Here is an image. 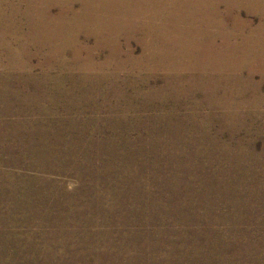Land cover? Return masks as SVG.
Segmentation results:
<instances>
[{"label":"rangeland","instance_id":"1","mask_svg":"<svg viewBox=\"0 0 264 264\" xmlns=\"http://www.w3.org/2000/svg\"><path fill=\"white\" fill-rule=\"evenodd\" d=\"M245 2L0 0V264H264Z\"/></svg>","mask_w":264,"mask_h":264},{"label":"bare ground","instance_id":"2","mask_svg":"<svg viewBox=\"0 0 264 264\" xmlns=\"http://www.w3.org/2000/svg\"><path fill=\"white\" fill-rule=\"evenodd\" d=\"M242 1H246L245 2V8H247V9H249V10H264V0H237V2H242ZM261 13V12H260ZM12 15V14H11ZM10 19V18H9ZM51 21V20H50ZM37 23V22H36ZM41 24V23H40ZM56 25H57V23H55ZM46 25V24H45ZM6 26V25H5ZM48 27V26H47ZM50 27V26H49ZM58 28H60V29H65V26H59L58 25ZM7 30V29H6ZM51 30V29H50ZM54 30V29H53ZM59 32V31H58ZM63 32V31H62ZM50 33V32H49ZM55 34V33H54ZM62 34V33H61ZM50 35V34H49ZM60 35V34H59ZM47 37V36H46ZM2 43V42H1ZM15 53V52H14ZM18 55V54H17ZM150 56H152V55H150ZM155 59V58H154ZM37 79V78H36ZM33 81V80H32ZM54 82V81H53ZM41 83V82H40ZM16 86V85H15ZM4 87V86H3ZM14 87V86H13ZM9 88V87H8ZM17 88V87H16ZM25 89V88H24ZM8 92V91H7ZM1 94V93H0ZM4 94V93H3ZM41 95V94H40ZM13 97V96H12ZM7 98V97H6ZM6 100V99H5ZM15 100V99H14ZM20 105V104H19ZM15 106V105H14ZM27 107V106H26ZM232 127V126H231ZM241 145V144H240ZM240 147V146H239ZM243 149V148H242ZM225 150V149H224ZM231 150V149H230ZM229 151V150H228ZM233 151V150H232ZM240 151V150H239ZM243 151V150H242ZM220 152V151H219ZM227 153V152H226ZM235 153V152H234ZM159 155V154H158ZM239 155V154H238ZM243 155V154H242ZM161 156V155H160ZM160 156H157V157H160ZM224 156V155H223ZM227 156V155H226ZM235 156V155H234ZM258 156V155H257ZM262 156V155H261ZM241 157V156H240ZM239 157V158H240ZM264 157V156H263ZM263 157H262V159H263ZM227 158V157H226ZM229 158V157H228ZM247 158V157H246ZM218 159V158H217ZM242 159V158H241ZM248 160V159H247ZM257 161V160H256ZM259 161H260V159H259ZM155 162V161H154ZM152 163V162H151ZM160 163H162L161 161L159 162V163H157V164H154V165H147V164H144V166H143V168H147V167H152V168H154V169H156V167L158 166V165H160ZM142 165V164H141ZM162 167V166H161ZM111 168V167H110ZM152 168H150V169H152ZM158 168V167H157ZM182 169V168H181ZM185 169V168H184ZM184 169L183 170H179L178 172H177V174L178 173H181V174H183V171H184ZM145 170H147V169H145ZM159 170H161V169H159ZM151 171V170H150ZM176 172V171H175ZM151 173V172H150ZM152 173H156V171H152ZM165 173H167V172H165ZM188 173V172H187ZM174 174V173H173ZM176 174V175H177ZM112 175V174H111ZM116 177V176H115ZM153 178V177H152ZM179 178V177H178ZM203 178V177H202ZM209 178V177H208ZM212 179V178H211ZM171 180H172V178H171ZM202 180V179H201ZM204 181V180H203ZM172 182L176 185V186H178L182 181H178V179L176 178L174 181L172 180ZM171 182V183H172ZM212 182V181H211ZM156 183V182H155ZM161 185V184H160ZM107 187V186H106ZM232 188V187H231ZM239 188V187H238ZM162 189V188H161ZM219 189V188H218ZM215 190V189H214ZM213 190V191H214ZM176 191H178V189H176ZM212 192V191H211ZM219 192V191H218ZM239 192V191H238ZM216 193V192H215ZM114 194V193H113ZM112 194V195H113ZM116 194V193H115ZM119 194V193H118ZM123 194H124V192H123ZM122 194V195H123ZM206 194V193H205ZM222 194V193H221ZM225 194V193H224ZM244 194V193H243ZM207 195V194H206ZM208 195H210V194H208ZM223 195V194H222ZM161 196V195H160ZM188 196V195H187ZM217 196V195H216ZM243 196V195H242ZM118 197V196H117ZM119 197H120V194H119ZM122 197V196H121ZM203 197V196H202ZM201 197V198H202ZM210 197V196H209ZM219 197V196H218ZM217 197V198H218ZM221 197V196H220ZM227 197H228V199H229V196L227 195ZM159 198H162V197H159ZM208 198V197H207ZM212 198V197H211ZM215 198V197H214ZM239 198V197H238ZM224 199V198H223ZM222 199V200H223ZM154 200H155V198H154ZM199 200V199H198ZM207 200V199H206ZM226 200V199H225ZM161 201V200H160ZM159 201V202H160ZM196 202H198L197 200H195ZM207 201H209V200H207ZM220 202V201H219ZM222 202V201H221ZM230 202V201H229ZM203 203H206L205 202V200L203 201ZM224 203V202H223ZM236 203H238V202H236ZM240 203V202H239ZM238 203V204H239ZM42 204V203H41ZM195 204V203H194ZM217 204V203H216ZM220 204V203H219ZM237 204V205H238ZM203 205V204H202ZM230 205V204H229ZM187 206H189V205H187ZM190 206H191V204H190ZM212 206V205H211ZM218 206H220V205H218ZM193 207V206H192ZM205 207V206H204ZM243 207V206H242ZM150 208V207H149ZM213 208H214V206H213ZM222 208V207H221ZM126 209V208H125ZM191 209V208H190ZM195 209V208H194ZM193 209V210H194ZM203 209V208H202ZM211 209V208H210ZM216 209V208H215ZM219 209V208H218ZM78 210V209H77ZM205 210V209H204ZM98 211V210H97ZM242 211V210H241ZM93 212V211H92ZM189 212V211H188ZM233 212H234V209H233ZM118 213V212H117ZM131 213V212H130ZM193 213H196V212H193ZM243 213V212H242ZM71 214V213H70ZM76 214H80V213H76ZM82 214V213H81ZM237 214V213H236ZM74 215V214H73ZM121 215V214H120ZM206 215V214H205ZM204 215V216H205ZM232 215V214H231ZM80 216V215H79ZM99 216V215H98ZM117 216V215H116ZM209 216H210V214H209ZM233 216V215H232ZM66 217V216H65ZM70 217V216H69ZM135 217V216H134ZM133 217V218H134ZM206 217V216H205ZM226 217H228V216H226ZM243 217V216H242ZM71 218V217H70ZM136 218V217H135ZM199 218V217H198ZM203 218V217H202ZM222 218V217H221ZM229 218V217H228ZM237 218V217H236ZM241 218V217H240ZM249 218V217H248ZM205 219V218H204ZM207 219V218H206ZM205 219V220H206ZM235 219V218H234ZM233 219V220H234ZM104 220V219H103ZM210 220V219H209ZM218 220V219H217ZM230 220H231V218H230ZM248 220H250V219H248ZM219 221V220H218ZM239 221V220H238ZM237 221V222H238ZM244 221V220H243ZM76 222V221H75ZM204 222V221H203ZM211 222V221H210ZM235 222V221H234ZM237 222H235V223H237ZM242 222V221H241ZM58 223V222H57ZM199 223V222H198ZM221 223V222H220ZM239 223V222H238ZM53 224H54V222H53ZM62 224V223H61ZM64 224V223H63ZM62 224V225H63ZM100 224V223H99ZM200 224V223H199ZM234 224V223H233ZM56 225V224H55ZM204 225V224H203ZM237 225V224H236ZM76 226V225H75ZM207 226V225H206ZM59 227V226H58ZM91 227V226H90ZM210 227V226H209ZM231 227V226H230ZM201 228V227H200ZM206 228V227H205ZM88 229V228H87ZM201 230V229H200ZM234 230V229H233ZM56 231H57V229H56ZM100 231V230H99ZM188 231V230H187ZM232 231V230H231ZM222 233V232H221ZM237 233V232H236ZM243 233V232H242ZM194 234V233H193ZM229 234V233H228ZM72 235V234H71ZM191 235V234H190ZM202 235V234H201ZM236 235V234H235ZM198 236V235H197ZM196 236V237H197ZM224 236V235H223ZM189 237V236H188ZM83 240V239H82ZM208 240L210 241V242H212V239L211 238H208ZM198 241H201L202 242V240H200L199 238L198 239H196V238H194L193 236H192V239L190 240V245L185 241V243H186V247L189 245V247H191L192 246V243H197L196 244V246H198ZM108 242V241H107ZM122 242V241H121ZM141 242V241H140ZM110 245V244H109ZM124 245V244H123ZM126 245V244H125ZM214 245V244H213ZM241 245V244H240ZM235 246V245H234ZM238 247V246H237ZM188 248V247H187ZM186 248V249H187ZM122 249V248H121ZM199 248H194V249H192L193 251L192 252H194V251H196V250H198ZM201 249V248H200ZM240 249V248H239ZM220 250V249H219ZM241 250V249H240ZM191 251V250H190ZM186 252H187V250H186ZM239 252V251H238ZM189 253V252H188ZM203 253V252H202ZM170 254V253H169ZM219 254V253H218ZM221 254V253H220ZM237 254V253H236ZM202 255V254H201ZM223 255V254H222ZM190 256V255H189ZM204 257V256H203ZM207 258V257H206ZM223 258V257H222ZM216 259V258H215ZM177 260V259H176ZM187 259H184L183 261H182V263L181 264H185V261H186ZM198 260H199V258H198ZM223 260V259H222ZM188 261H189V264H199L200 263V261H202V260H200L199 262H197V260H194L193 258H191V257H188ZM205 261V260H204ZM220 261H221V258H220ZM191 262V263H190ZM223 261H221V263H222ZM228 262V261H227ZM203 264V263H202ZM211 264V263H210ZM224 264V263H223Z\"/></svg>","mask_w":264,"mask_h":264}]
</instances>
